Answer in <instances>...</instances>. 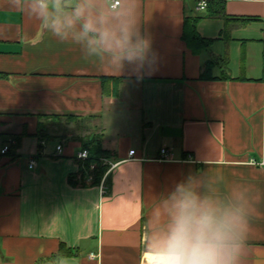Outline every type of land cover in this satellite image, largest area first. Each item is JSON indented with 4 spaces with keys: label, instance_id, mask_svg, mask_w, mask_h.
Returning a JSON list of instances; mask_svg holds the SVG:
<instances>
[{
    "label": "crops",
    "instance_id": "1",
    "mask_svg": "<svg viewBox=\"0 0 264 264\" xmlns=\"http://www.w3.org/2000/svg\"><path fill=\"white\" fill-rule=\"evenodd\" d=\"M114 1L94 0L101 19L131 11L151 41L122 73L0 0V149L14 148L0 158V264H144L158 205L190 177L201 196L251 206L240 264H264V0H227L240 20L225 37L226 20L198 10L202 0ZM195 20L212 41L197 53L183 37ZM106 77L121 80L118 96L104 94ZM39 115L50 133L41 148ZM96 135L108 171L73 185L88 177L80 139Z\"/></svg>",
    "mask_w": 264,
    "mask_h": 264
},
{
    "label": "clouds",
    "instance_id": "2",
    "mask_svg": "<svg viewBox=\"0 0 264 264\" xmlns=\"http://www.w3.org/2000/svg\"><path fill=\"white\" fill-rule=\"evenodd\" d=\"M38 20L60 42L72 40L89 54H106L110 69L146 60L151 41L140 35L131 11L118 9L101 19L94 0H9ZM123 4V0H121ZM194 177L178 182L158 205L147 242L150 264H240L253 212L241 196L225 203L201 196Z\"/></svg>",
    "mask_w": 264,
    "mask_h": 264
},
{
    "label": "trees",
    "instance_id": "3",
    "mask_svg": "<svg viewBox=\"0 0 264 264\" xmlns=\"http://www.w3.org/2000/svg\"><path fill=\"white\" fill-rule=\"evenodd\" d=\"M226 1L227 0H215L210 1L208 3L207 7V14L209 17H222L226 20V29L222 32V36L225 37L229 34V29L231 27L232 21H238L240 19H232L226 15ZM248 20V19H247ZM197 20L192 22L186 21L185 22V31H184V40L187 42L188 46L194 51V52H200L206 48H208L211 44V40H208L200 35L197 29ZM225 59H222L219 62H210L206 65L203 73L202 78H212L215 79L212 74L213 67L218 63H225ZM120 79L114 78V77H106L103 78V89L104 94L106 96H118L119 93V87H120ZM75 119H78L77 116H72ZM39 123H38V129L36 133V137L38 138L40 142V148L41 143L45 142L47 139L50 138V133L48 132L46 122V117L44 115H39ZM21 141V138L18 139V143L14 145V147L19 146V143ZM82 143V151L88 150L90 155L89 158L86 160H82V166L87 171L88 177L85 176L84 172L80 178V180L77 179V176L70 177V183L73 185H99L102 182V179L104 178L105 174L108 171V164L106 163V159H108L111 156V152L104 149L101 141L100 136L96 135L91 138H83L80 139ZM13 147H10L9 153L12 151ZM14 149V148H13ZM94 167V169H92ZM92 177V180L89 181V178ZM64 247V246H63ZM62 247V250H63ZM63 253V251H60ZM68 255L72 254L70 251L67 252Z\"/></svg>",
    "mask_w": 264,
    "mask_h": 264
},
{
    "label": "built area",
    "instance_id": "4",
    "mask_svg": "<svg viewBox=\"0 0 264 264\" xmlns=\"http://www.w3.org/2000/svg\"><path fill=\"white\" fill-rule=\"evenodd\" d=\"M120 3H121L120 0H115L111 7L115 9V8H117L120 5ZM207 7H208V1L207 0H202V1L199 2L198 6H197V9L200 10V11H205L207 9ZM10 147H11L10 145H5L4 147H2L0 149V158L2 156H4V155H7L9 153ZM58 150L60 152H62V146H58ZM135 154H136V150H131L130 153H129L131 158L134 157ZM89 155H90V153H89L88 150H83V151H81L78 154V158L80 160H86V159L89 158ZM160 160L161 161H172L173 160V158H172V156H171V154H170V152L168 151L167 148H163L161 150ZM34 164H35V161H32L30 163V167L33 168ZM92 169H94V167H92ZM91 180H92V177L89 178V181H91ZM144 264H150L147 258H146Z\"/></svg>",
    "mask_w": 264,
    "mask_h": 264
},
{
    "label": "bare ground",
    "instance_id": "5",
    "mask_svg": "<svg viewBox=\"0 0 264 264\" xmlns=\"http://www.w3.org/2000/svg\"><path fill=\"white\" fill-rule=\"evenodd\" d=\"M149 261V263H150V261H152V259L151 260H148Z\"/></svg>",
    "mask_w": 264,
    "mask_h": 264
},
{
    "label": "rangeland",
    "instance_id": "6",
    "mask_svg": "<svg viewBox=\"0 0 264 264\" xmlns=\"http://www.w3.org/2000/svg\"><path fill=\"white\" fill-rule=\"evenodd\" d=\"M56 142V141H55ZM55 142H53V143H55Z\"/></svg>",
    "mask_w": 264,
    "mask_h": 264
},
{
    "label": "snow or ice",
    "instance_id": "7",
    "mask_svg": "<svg viewBox=\"0 0 264 264\" xmlns=\"http://www.w3.org/2000/svg\"><path fill=\"white\" fill-rule=\"evenodd\" d=\"M150 259H153V258H150Z\"/></svg>",
    "mask_w": 264,
    "mask_h": 264
}]
</instances>
